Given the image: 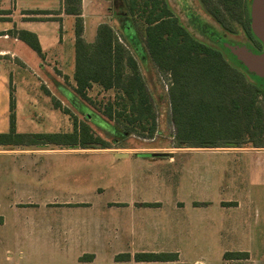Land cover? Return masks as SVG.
Wrapping results in <instances>:
<instances>
[{"label": "crops", "instance_id": "1", "mask_svg": "<svg viewBox=\"0 0 264 264\" xmlns=\"http://www.w3.org/2000/svg\"><path fill=\"white\" fill-rule=\"evenodd\" d=\"M86 1H77L79 8L73 6L77 16L66 13L65 0H60L65 8L58 12H15L12 0L9 9L0 10V20L10 22L9 28L0 30V40L22 43L24 49L41 54V49L37 53L20 39L14 19L68 17L75 23L79 17L86 42ZM97 22V28L106 24ZM5 46L0 45V57L16 58L17 53ZM40 56L31 74L51 103L9 105L0 114V264L30 263L33 257H62L52 264H64L68 258L70 264H180L182 258L199 252L219 254L223 262L259 261L248 248L230 251L227 242L251 240L255 223L251 224L250 213L264 212L260 200L264 146L194 147L179 145L174 137L153 146L134 141L128 145L132 134L121 146L114 141L108 148L69 145L63 136L85 125L99 137L103 121L81 101L73 104L69 99L71 105H64L72 94L54 70L68 74ZM18 62L28 69L19 58ZM8 225L13 229L4 239ZM228 253L247 258L225 259ZM138 254H168L175 259L136 262ZM190 264L203 262L193 259Z\"/></svg>", "mask_w": 264, "mask_h": 264}, {"label": "trees", "instance_id": "2", "mask_svg": "<svg viewBox=\"0 0 264 264\" xmlns=\"http://www.w3.org/2000/svg\"><path fill=\"white\" fill-rule=\"evenodd\" d=\"M75 1L79 0H65V11L68 15H79L73 7ZM122 1L124 13H134L137 10L145 23L144 46L149 60L159 71H168L172 77L167 96L176 142L179 145L207 148L219 147L220 144L224 147L240 144L263 147L264 144L261 146L257 139L264 138V88L258 83L245 82L242 74L231 69L218 50L198 42L178 18L173 16L168 2L140 0L139 4H136V0H126V6V1ZM208 1L201 0L204 5ZM217 1L229 17L236 20L248 34L250 15L247 0ZM208 9L212 10L211 14L214 16H219L216 19L222 26L226 24L222 22L218 9L212 6H208ZM123 29L124 27L121 29L122 33ZM81 34V20L76 17L74 97L90 102L86 92L93 84L106 91L112 89L119 92V111L113 112V103L110 102L101 115L120 128L123 123H139L141 134L146 129L144 124L148 123L150 138L155 131V117L138 60L130 50L118 42L114 31L107 24L98 26L93 43L84 42ZM19 37L34 51L40 52L33 34L23 31L19 33ZM129 38L132 40L134 36L129 35ZM125 40L129 44L130 40ZM58 104L54 102V105ZM208 129L222 132L224 140L218 135L213 140L205 139L204 134ZM122 130L123 135L127 136L133 131L124 127ZM10 132H13L12 125ZM138 134L140 133L137 132V137L144 138L143 134ZM62 138H66L69 145L78 144L81 147L98 145L108 148L110 145L102 138L95 137L85 125L80 127L79 132L74 131ZM218 140L222 143L218 144ZM224 257L243 259L247 258V255L228 253ZM118 259L120 258L116 257V260ZM174 259L175 256L168 254H138L134 257L136 262H166Z\"/></svg>", "mask_w": 264, "mask_h": 264}, {"label": "rangeland", "instance_id": "3", "mask_svg": "<svg viewBox=\"0 0 264 264\" xmlns=\"http://www.w3.org/2000/svg\"><path fill=\"white\" fill-rule=\"evenodd\" d=\"M11 1L12 0H0V10L9 9ZM88 2H85L86 10L83 18L87 30L84 34L85 41L88 43L94 41L98 25L97 20L102 21L112 28L118 42L130 50L139 62V70L149 94L155 117V131L152 132L151 137L149 138L148 135V123H141L144 124L146 128L142 135L141 125L139 123V125L137 123L133 125L123 123L122 128H120V126H116V124L108 121L101 115L110 102L113 103V112L119 111L120 107L117 105V102H120L117 99L119 92L112 89L106 91L98 85L93 84L86 92V96L90 99V102L81 100L79 97H74L75 92H73V88H75V86H73V84L75 85V83L73 78L69 75L70 72L72 73L74 67V20L68 17L63 20L52 18L46 20L33 19L20 21L14 19L19 24L21 32L24 29L27 31L30 30V32L39 39V50L41 49V54H36L30 49H24L22 43L0 40V45H6V48L17 53L18 56H16V58L9 55L0 57V114L4 111V108H7L9 105H17L18 107L27 105L45 106L51 103V98L46 94V90L39 85L38 78L31 74V71L34 70L33 67L36 61L39 60V56L42 55L40 57L45 58V63L54 65L56 69H61L64 74H68L62 75L60 72L54 70V73L60 74L61 83L64 84L68 93L72 94V97L70 96V98L64 102V105L70 106L71 102L73 104H78V101H81L92 111H96L97 115L101 118L100 121H103L102 123L100 122L98 135L105 142L112 143V141H114L116 146L126 145L124 137L128 136L123 135V127L124 129L128 128L133 130V138L128 137V139L131 140V143L127 140L129 142L127 143L128 145L132 144L134 141L144 143L146 146H153L155 144L158 145L160 141L174 137L175 129L173 124H171V112L167 96V90L171 86L172 77L168 71H159L149 60L144 46L145 23L142 17L139 16V12L136 10L134 13H124L121 7L122 0H89ZM139 2L140 0H136V4H139ZM165 2H168V8L173 13V16L178 18L179 22L188 29L198 42L218 50L230 68L242 74L245 82L258 83L264 88V80H262L264 77L258 76L256 72L255 74L254 71L249 70L250 68L247 66L245 67L241 62V60L243 61L246 59V54L243 53V55H239L238 58L240 60H238L235 53H233L238 50L246 52L247 55L250 53L252 55L261 56L264 54V47L262 45L258 46L256 44H251L248 40V34L236 20L229 17L230 15L227 14L226 10L223 9L222 5H220L217 0H209L206 2L207 4L205 5L207 8L201 0H164V3ZM247 2L250 4V0H247ZM74 5L75 8H79L77 1L74 2L73 6ZM208 6L218 9L217 12L221 14L222 22L226 24L222 26L216 19L219 16L211 14L212 10H209ZM62 8L65 7L60 0H16L14 11L19 12L25 10L26 12H34L47 10L50 12H58L60 9L62 10ZM127 8L129 9V7ZM3 26L9 28L10 22H8V20H0V30ZM123 27L122 33L121 29ZM129 35H133L134 38L131 40ZM125 38L131 42L129 41V44H127ZM248 56L251 59V61H249L252 62L253 56ZM18 58L27 65L26 67L29 70L25 69L21 62H18ZM53 89L55 90V88L51 87L52 91H54ZM69 99H71V102H69ZM52 102L54 103V101ZM18 115L24 116L25 114ZM217 131L218 130L208 129V132L204 134L205 139L213 140L218 135L221 140H224L225 137L223 133ZM137 132L144 136V138L137 137ZM138 138L142 139L143 142L137 140ZM259 138L260 139L257 140L262 146L264 144V138ZM221 140H218V144L222 143L220 142ZM238 175L239 178H242V174ZM260 200L264 204V195H260ZM250 222L251 224L255 223L251 228L252 231L255 232V234L252 235V239L247 240L246 238H240L238 240L228 241L227 248L231 249L230 251H233L234 248H248L251 250L254 260L260 261L254 262H257L256 264H264L263 210L257 213L251 212ZM12 229V226L9 225L4 227V239L5 237H10V231ZM8 243L4 242L5 245H8ZM193 259H198L203 262V264L250 263V261L244 260L223 262L222 256L219 254L207 255L204 252H199L195 254V257L187 256L186 258H182V263L180 264H190ZM13 260H17V258L13 257ZM30 260L33 262L20 263L52 264L53 261L56 260H58L56 263L63 261L62 257L51 258V260H48V258L33 257L30 258ZM69 260L70 258L66 260L67 264H70Z\"/></svg>", "mask_w": 264, "mask_h": 264}, {"label": "water", "instance_id": "4", "mask_svg": "<svg viewBox=\"0 0 264 264\" xmlns=\"http://www.w3.org/2000/svg\"><path fill=\"white\" fill-rule=\"evenodd\" d=\"M249 15L251 32L262 42L264 47V0H251ZM233 53H235L237 58L239 55H243V53H245L246 59L243 61L241 60V62L245 65V67H249V70L254 71V73L256 72L258 76L264 77V54L256 56L248 53V55L253 56L252 62H250L251 59L246 52L237 50ZM238 60L240 59L238 58Z\"/></svg>", "mask_w": 264, "mask_h": 264}, {"label": "flooded vegetation", "instance_id": "5", "mask_svg": "<svg viewBox=\"0 0 264 264\" xmlns=\"http://www.w3.org/2000/svg\"><path fill=\"white\" fill-rule=\"evenodd\" d=\"M250 3H251V0H250ZM249 7H250V4H249ZM248 40L250 41L251 44H254V45L256 44L258 46H260V45L263 46L262 42L256 36H254L253 33L251 32L250 23H249V30H248Z\"/></svg>", "mask_w": 264, "mask_h": 264}]
</instances>
